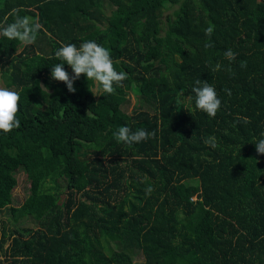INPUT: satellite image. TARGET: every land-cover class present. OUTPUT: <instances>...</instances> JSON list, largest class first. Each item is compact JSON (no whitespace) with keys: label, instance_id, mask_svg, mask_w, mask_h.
<instances>
[{"label":"trees","instance_id":"1","mask_svg":"<svg viewBox=\"0 0 264 264\" xmlns=\"http://www.w3.org/2000/svg\"><path fill=\"white\" fill-rule=\"evenodd\" d=\"M17 15L42 29L30 45L0 36V76L20 93V126L0 132V211L37 227L1 220L0 264H264L251 144L264 133V0H0V27ZM85 39L127 73L114 93L50 78L57 48ZM197 79L217 88L215 116L187 99ZM125 124L155 134L127 145L114 135ZM17 171L29 187L13 206Z\"/></svg>","mask_w":264,"mask_h":264},{"label":"clouds","instance_id":"2","mask_svg":"<svg viewBox=\"0 0 264 264\" xmlns=\"http://www.w3.org/2000/svg\"><path fill=\"white\" fill-rule=\"evenodd\" d=\"M42 25L29 16L17 15L14 20L0 27V36L9 41H18L23 45H30L37 39L38 32ZM209 27L206 32L211 33ZM211 47V41L205 44ZM55 57L60 62L52 65L50 78L62 82L68 92H75L74 82L83 75L86 84L90 81L101 93L112 94L115 92V85L120 84L127 77V73L114 67L110 49L98 43L95 39H85L77 46L73 43H62L55 51ZM224 57L231 61L236 53L227 48ZM64 65L70 68V72L65 70ZM221 68L220 63H216L213 71ZM47 89V88H46ZM227 94L230 90L224 89ZM193 102L194 110H199L207 116H215L221 106V99L217 88L209 81L197 79L191 87V94L187 97ZM20 93L14 87H0V132L7 133L20 126V119L17 115L18 101ZM244 123L248 118L240 117ZM155 132L137 128L132 130L127 124L122 125L114 133L124 144L132 145L154 136ZM212 149L218 147L217 137L209 135L204 141ZM255 147L257 154H264V133L251 143Z\"/></svg>","mask_w":264,"mask_h":264},{"label":"rangeland","instance_id":"3","mask_svg":"<svg viewBox=\"0 0 264 264\" xmlns=\"http://www.w3.org/2000/svg\"><path fill=\"white\" fill-rule=\"evenodd\" d=\"M111 9H113V8L112 7L110 8V6H106V4H105V10L107 12H109ZM170 13H171V11H165L162 15L163 19H165L167 16H169ZM32 19H34V18H32ZM0 87H5L4 79L2 76H0ZM33 102L37 108L43 109L42 103H40L36 100H33ZM136 105H137L136 98L130 94L129 95V103H128V107H127L128 112H131L133 107H135ZM15 178L17 180V186L12 191L13 199H14L13 206H17L21 202H23V200L26 198V196L28 194V187H29L28 182L26 181L25 175L21 171L16 172ZM1 220L4 221V223H5L4 228L5 229L7 228L6 233L10 232L13 229H17L22 234H24L26 232L21 231L22 228L35 229L37 227V224H35L34 221L31 220L30 218L22 219V220L18 221L17 223L13 224L12 219H11L10 215L8 214L7 208H4L3 210L0 211V223H1ZM1 226H3V225H0V228H1ZM133 261L136 264L142 263V256L139 253H135V255L133 256Z\"/></svg>","mask_w":264,"mask_h":264}]
</instances>
